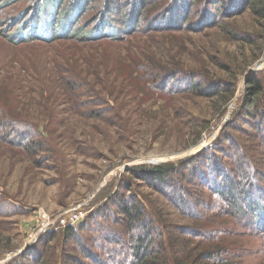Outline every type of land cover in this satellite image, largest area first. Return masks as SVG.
<instances>
[{"label":"rangeland","instance_id":"374dc122","mask_svg":"<svg viewBox=\"0 0 264 264\" xmlns=\"http://www.w3.org/2000/svg\"><path fill=\"white\" fill-rule=\"evenodd\" d=\"M123 1L105 0L112 3L111 17L121 14ZM150 1L154 12L158 0ZM187 4L181 8L180 29H146L118 41L15 45L0 24V240L11 246L0 255V264L41 251L46 243L39 238L55 219L61 229L78 224L97 204L117 212L106 196L119 189L130 201L123 182L128 178L151 197L165 226L193 222L172 205L163 185L138 182L130 169L176 161L210 145L249 75L264 68V55L241 74L252 50L231 32L258 26L250 8L233 11L235 0ZM215 10L219 16L212 26ZM145 19L140 27L148 23ZM237 73V93L217 123L219 103L211 95ZM160 86L167 90L159 92ZM249 132L239 138L259 152L264 170L263 140ZM187 187L200 195L202 187ZM107 216L112 223L109 211ZM224 220L233 225L230 234L217 241L194 240L193 248L183 246L188 235L176 233L182 242L177 259L219 244L231 264H264V237ZM73 238L63 245L67 257L76 253Z\"/></svg>","mask_w":264,"mask_h":264},{"label":"trees","instance_id":"16d2710c","mask_svg":"<svg viewBox=\"0 0 264 264\" xmlns=\"http://www.w3.org/2000/svg\"><path fill=\"white\" fill-rule=\"evenodd\" d=\"M91 1L0 0V24L4 23L6 36L15 45L73 39L118 41L146 29H180L181 8H186L187 1L192 6L196 0L190 3V0H158L153 4L154 12L149 9L150 0H124L117 17H111L108 10L111 2L106 4L103 0V3L93 4ZM232 8L233 11L250 8L258 24L251 31H230L234 35L239 33L243 43L252 50L248 62L241 68V74H245L248 67L264 55V0H235ZM6 9L10 12L3 15ZM123 9H127L125 14ZM216 10L209 22L212 26L217 24L212 23L219 16ZM144 18L148 23L140 27ZM156 72L154 78L158 81L160 70ZM238 75L227 78L211 95V99L219 103L217 123L227 114L229 103L237 93ZM166 87L160 86L159 92H163V88L167 90ZM220 129L210 145L195 154L176 161L135 165L130 169L137 175L138 182L163 185L171 196L172 205L193 222L165 226L151 197L128 178L123 182L131 192L130 201L119 189L106 196L110 203L115 202L117 212L109 205L104 204L108 207L105 209L104 205L97 204L78 224L41 234L39 240L46 243L41 251L28 253V257L20 254L3 264H26L31 258L32 264H231L225 261L226 253L219 244H207L192 256L193 259L187 257L183 249L185 256L179 261L177 254L182 242L176 233L188 235L183 246L193 248L194 240L217 241L230 234L233 225L224 218H231L234 226L264 237V170H261L259 152L256 155L239 138L251 136L249 130L253 129L264 146V68L249 75L235 109ZM190 185L202 187L200 195L189 190ZM254 195H257L256 200ZM108 211L112 223L107 221ZM194 220L205 223H194ZM71 238L76 253L67 257L63 245ZM52 241H57L55 247L50 245ZM10 249L8 243L0 240V255Z\"/></svg>","mask_w":264,"mask_h":264},{"label":"built area","instance_id":"2783aa9c","mask_svg":"<svg viewBox=\"0 0 264 264\" xmlns=\"http://www.w3.org/2000/svg\"><path fill=\"white\" fill-rule=\"evenodd\" d=\"M77 221V220H76ZM76 221L72 222V223H76ZM57 224H56V219L51 223V227L50 230H57Z\"/></svg>","mask_w":264,"mask_h":264},{"label":"water","instance_id":"95a60500","mask_svg":"<svg viewBox=\"0 0 264 264\" xmlns=\"http://www.w3.org/2000/svg\"><path fill=\"white\" fill-rule=\"evenodd\" d=\"M231 113H232V111H230V112H229V115L227 116V118H229V117H230ZM227 118H226V119H227Z\"/></svg>","mask_w":264,"mask_h":264}]
</instances>
